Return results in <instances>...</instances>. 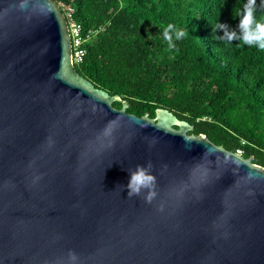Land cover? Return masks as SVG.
I'll use <instances>...</instances> for the list:
<instances>
[{"label": "water", "instance_id": "water-1", "mask_svg": "<svg viewBox=\"0 0 264 264\" xmlns=\"http://www.w3.org/2000/svg\"><path fill=\"white\" fill-rule=\"evenodd\" d=\"M71 55L54 0H0V264H264V168L128 113ZM146 162L151 202L122 187Z\"/></svg>", "mask_w": 264, "mask_h": 264}, {"label": "trees", "instance_id": "trees-1", "mask_svg": "<svg viewBox=\"0 0 264 264\" xmlns=\"http://www.w3.org/2000/svg\"><path fill=\"white\" fill-rule=\"evenodd\" d=\"M63 1L84 31L98 29L74 64L82 77L126 101L128 113L167 109L193 126L188 134L264 168V49L219 40L208 23L219 16L235 27L232 9L244 0ZM256 14L264 15L260 0ZM169 22L188 31L173 48L159 34Z\"/></svg>", "mask_w": 264, "mask_h": 264}, {"label": "clouds", "instance_id": "clouds-1", "mask_svg": "<svg viewBox=\"0 0 264 264\" xmlns=\"http://www.w3.org/2000/svg\"><path fill=\"white\" fill-rule=\"evenodd\" d=\"M264 5V0H260ZM234 18L238 17L235 27L230 26L227 22L221 21L219 16L214 20L209 19L208 23L211 32L215 34V38L230 44L236 40L241 45L255 46L258 49H264V15L257 16L256 0H244L239 7L232 9ZM147 33V37L151 38L153 34ZM159 34L163 40L167 42L168 48L175 47V41L183 39L188 35L185 27L177 26L169 22L162 25ZM111 129L105 127L104 135L109 136ZM111 143V140L108 141ZM151 162L137 164L134 169H129V177L126 185L127 196L140 195L143 193L145 202H151L156 197V176L151 171ZM36 179V177H34ZM162 207V205H161ZM43 264H82L78 254L72 249H68L66 257H57L54 260H44Z\"/></svg>", "mask_w": 264, "mask_h": 264}, {"label": "built area", "instance_id": "built-area-1", "mask_svg": "<svg viewBox=\"0 0 264 264\" xmlns=\"http://www.w3.org/2000/svg\"><path fill=\"white\" fill-rule=\"evenodd\" d=\"M54 1L60 7L67 22V28H68V32L71 40V48H72V55H71L72 63L78 64L82 61L83 56L86 52L85 43L98 31V29L84 31L82 29L81 24L77 22L73 17V13H74L73 6L70 3L63 0H54Z\"/></svg>", "mask_w": 264, "mask_h": 264}]
</instances>
